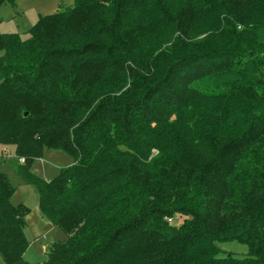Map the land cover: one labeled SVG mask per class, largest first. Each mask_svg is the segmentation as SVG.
I'll return each instance as SVG.
<instances>
[{
	"label": "trees",
	"instance_id": "16d2710c",
	"mask_svg": "<svg viewBox=\"0 0 264 264\" xmlns=\"http://www.w3.org/2000/svg\"><path fill=\"white\" fill-rule=\"evenodd\" d=\"M28 34L0 35V146L67 236L43 264H264V0H74ZM45 149L74 160L49 182ZM15 191L0 260L29 264Z\"/></svg>",
	"mask_w": 264,
	"mask_h": 264
},
{
	"label": "rangeland",
	"instance_id": "374dc122",
	"mask_svg": "<svg viewBox=\"0 0 264 264\" xmlns=\"http://www.w3.org/2000/svg\"><path fill=\"white\" fill-rule=\"evenodd\" d=\"M74 0H16V6L5 4L0 7V35L18 34L28 38V30L40 16L56 13L60 8H71ZM74 160L63 150L45 149L43 156L31 166V173L42 180L55 179L62 168L70 167ZM19 158L13 146H0V173L5 174L16 188L11 198L13 205L23 204L30 209L26 216V238L29 248L24 259L29 264H43L47 261V248L55 242L67 240L66 234L57 226L43 218L38 207V195L35 189L24 182L18 175ZM180 222V221H179ZM218 247L222 255L231 254L243 258L248 253L246 245L233 241L221 242ZM0 264H3L0 260Z\"/></svg>",
	"mask_w": 264,
	"mask_h": 264
},
{
	"label": "built area",
	"instance_id": "2783aa9c",
	"mask_svg": "<svg viewBox=\"0 0 264 264\" xmlns=\"http://www.w3.org/2000/svg\"><path fill=\"white\" fill-rule=\"evenodd\" d=\"M19 162H20V163H23V162H24V160H23L22 158H20V159H19Z\"/></svg>",
	"mask_w": 264,
	"mask_h": 264
}]
</instances>
